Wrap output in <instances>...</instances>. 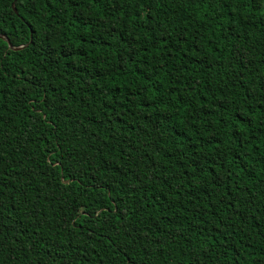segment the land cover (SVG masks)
Wrapping results in <instances>:
<instances>
[{
  "label": "trees",
  "instance_id": "16d2710c",
  "mask_svg": "<svg viewBox=\"0 0 264 264\" xmlns=\"http://www.w3.org/2000/svg\"><path fill=\"white\" fill-rule=\"evenodd\" d=\"M0 36V264H264V0H0Z\"/></svg>",
  "mask_w": 264,
  "mask_h": 264
},
{
  "label": "water",
  "instance_id": "95a60500",
  "mask_svg": "<svg viewBox=\"0 0 264 264\" xmlns=\"http://www.w3.org/2000/svg\"><path fill=\"white\" fill-rule=\"evenodd\" d=\"M13 9H14L15 13H17L16 7H15L14 4H13ZM0 38H4V37L0 36ZM4 39L9 43V48H10L11 50H20V49L23 48V46H22V47H19V48H14V47L12 46V44L10 43V41H9L7 38H4Z\"/></svg>",
  "mask_w": 264,
  "mask_h": 264
}]
</instances>
